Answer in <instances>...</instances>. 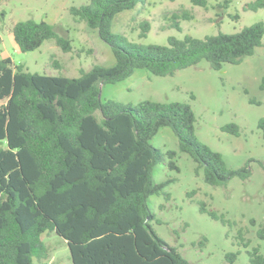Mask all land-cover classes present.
<instances>
[{
  "label": "trees",
  "instance_id": "1",
  "mask_svg": "<svg viewBox=\"0 0 264 264\" xmlns=\"http://www.w3.org/2000/svg\"><path fill=\"white\" fill-rule=\"evenodd\" d=\"M141 1L90 0L69 9L111 48L112 66L94 65L77 77H62L30 73L10 58L0 59V264H54L48 262L42 241L49 233L65 242L71 264H189L150 224L154 217L148 199L162 194L170 182L153 181L155 165L167 159L166 167L178 171L176 152L150 144L161 128L172 131L178 150L196 164L205 184L225 186L233 177L249 176L247 166L229 169L220 153L197 139L188 103L102 102L100 88L125 80L135 69L165 77L201 61L213 70L239 64L262 45L263 23L234 34L169 37L167 45H141L112 32L115 17ZM244 8L264 9V0ZM179 19L191 15L172 14L169 26L180 30ZM148 31L144 22L139 37ZM11 32L21 52L36 50L50 39L63 52L71 50L70 41L44 21L17 22ZM259 128L264 140V120ZM222 131L240 134L233 123ZM199 206L200 213L232 225L203 202ZM257 236L264 241V228ZM235 238L237 245L248 246L241 230ZM247 254L249 264H264L260 247ZM237 255L226 253V264H236Z\"/></svg>",
  "mask_w": 264,
  "mask_h": 264
},
{
  "label": "rangeland",
  "instance_id": "2",
  "mask_svg": "<svg viewBox=\"0 0 264 264\" xmlns=\"http://www.w3.org/2000/svg\"><path fill=\"white\" fill-rule=\"evenodd\" d=\"M255 0H142L133 10L118 14L112 32L129 42L141 45H167L169 37L234 34L246 26L262 22L264 9L245 10ZM90 0H1L0 59L10 58L30 73L47 76L77 77L81 70L94 65L114 64L111 48L97 31L90 30L70 14L71 7L89 4ZM187 11L191 19H179L180 30L170 27L172 14ZM238 18H235V16ZM44 21L59 37L70 41L71 50L63 52L53 39L44 41L36 50L21 52L15 45L11 29L20 21ZM149 23L146 36L140 38L143 23ZM264 38L253 55L239 64L211 69L201 61L195 66L176 71L172 76L158 77L143 69L115 84L100 88L102 102L113 100L137 105L144 100L188 103L196 118L195 135L203 144L220 153L229 169L246 167L247 179L233 177L225 186L213 187L203 182L196 164L178 150L177 140L169 128H161L150 144L162 152H176L178 171L169 170L167 159L155 165V183H167L160 195L148 199L154 219L151 227L158 237L176 247L189 264H226L225 254L238 252L236 264H249L248 254L264 241L257 236L264 228V140L259 122L264 120ZM2 102H0V105ZM239 127V136L222 131L227 124ZM168 196V198L166 197ZM208 210L223 214L232 225L200 213L199 203ZM253 221V223L251 222ZM160 221L161 223H157ZM241 230L247 247L237 245ZM48 262L71 264L65 242L53 233L44 234Z\"/></svg>",
  "mask_w": 264,
  "mask_h": 264
}]
</instances>
